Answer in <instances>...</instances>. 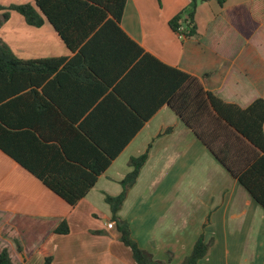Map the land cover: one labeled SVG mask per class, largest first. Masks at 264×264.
<instances>
[{"label":"crops","instance_id":"0c3cea01","mask_svg":"<svg viewBox=\"0 0 264 264\" xmlns=\"http://www.w3.org/2000/svg\"><path fill=\"white\" fill-rule=\"evenodd\" d=\"M213 1L198 4L196 31L188 38L169 23L179 14L187 17L191 0H127L118 27L106 24L111 17L93 28L85 24L77 37H87L75 49L47 21L32 27L13 11L0 23V40L18 59L64 58L60 71L40 86L37 73H2L0 253L6 250L13 264H46L47 258L50 264H137L121 242L106 196L121 194V182L133 170L131 158L146 152L148 161L119 212L141 249L157 262H184L188 255H176L181 246L186 249L189 237L194 248L204 234L213 246L200 264H213V251L224 264H264V209L169 105L157 109L174 76L143 62L150 54L241 108L264 99V54L257 41L264 37V21L254 22L246 40L223 11L211 9ZM244 2L253 8L254 0ZM26 4L34 1L0 0L6 8ZM30 170L64 176V185L76 188L98 177L71 206ZM182 188H208L210 203L196 194L181 200ZM214 188L230 193L213 203L219 190ZM167 194L172 201L161 199ZM203 208L215 214L199 218ZM62 222L69 226L67 235L56 234Z\"/></svg>","mask_w":264,"mask_h":264},{"label":"trees","instance_id":"16d2710c","mask_svg":"<svg viewBox=\"0 0 264 264\" xmlns=\"http://www.w3.org/2000/svg\"><path fill=\"white\" fill-rule=\"evenodd\" d=\"M33 1V5L26 4L8 8L0 6V16L2 15L0 23L9 20L11 11L19 13L25 19L26 24L32 27L40 28L47 21L70 49H75L74 44L77 41L86 39L87 34L85 33L81 34L80 38L77 37L79 29L85 24H89L93 28L105 23L107 17H111L106 24L118 27L127 2V0ZM199 1L201 0H191V7L188 8L186 18H183L182 13L170 21V27L175 33L185 38L195 34L194 18ZM219 1L221 4L223 3V0ZM251 10V4H245L222 12V17L236 27L246 40L254 33V22L258 23L252 16ZM261 21H264V18ZM181 23L186 24L185 32L179 31ZM141 54H143V50H141ZM145 60L171 71L174 76V80L170 82L164 93L163 101L158 104L157 109L164 103L169 105L228 173L264 209V99H256L248 107L241 108L238 105L224 102L207 91L199 79L169 68L150 54L144 55L143 62ZM63 65L64 58L37 61L20 60L0 40V82L4 80L2 73L8 71L22 74L37 73V84L40 86L52 74L60 71ZM4 99L5 97L0 96V103ZM152 113L154 114L151 112L148 117H151ZM148 117L144 119H148ZM145 121L143 120L142 123ZM148 158V152L138 158H131L129 165L133 170L121 182V194L115 197L106 196V203L112 211V221L116 223V228L121 234V242L131 250L135 262L137 264H165L154 261L148 252L141 249L132 235L129 223L119 217V212ZM30 171L34 172L48 189L71 206L77 205L88 195L98 177H93L87 187L76 188L68 187L67 183L64 185V176H44L34 170ZM101 171L100 173H102ZM69 232L70 229L66 222H62L56 229V234L67 235ZM211 244L212 242H206L205 236L202 234L195 243L192 254L182 264H200L208 255ZM18 249L21 251L20 246ZM50 262L51 259L47 258L46 264H50ZM0 264H13L6 250L0 253Z\"/></svg>","mask_w":264,"mask_h":264},{"label":"rangeland","instance_id":"374dc122","mask_svg":"<svg viewBox=\"0 0 264 264\" xmlns=\"http://www.w3.org/2000/svg\"><path fill=\"white\" fill-rule=\"evenodd\" d=\"M201 1H203V0H201ZM201 1H199L198 2V4L199 3H201ZM208 1H210V0H208ZM244 1H250V0H223V3L221 4L220 3V1L219 0H214L213 2H211V5H212V10L213 11H215L216 13H221L222 11H224V9L225 10H229V9H231L233 6L235 7V6H239V5H245V4H251V3H249V2H244ZM244 2V3H243ZM198 4H197V6H198ZM210 5V6H211ZM191 6H189L188 8H190ZM252 10H251V13H252V16L258 21V22H260L263 18H264V14H263V12H264V0H254V2H253V4H252ZM187 11H188V9H187ZM11 12H13V11H11ZM11 12H10V14H11ZM18 14V13H17ZM19 16V15H18ZM2 19V15L0 16V20ZM257 41L258 42H260V44H261V47H262V53L264 54V37H261V35L257 38ZM196 189V190H195ZM182 188V190H181V200H184V201H190V200H192L193 199V196H194V194H196V196H197V199H199V197H200V199H199V201L201 200V199H203L205 202H207L206 204H209L210 203V201H208L207 200V195H208V192H204L205 190H207L208 188ZM213 189V188H212ZM214 189H219L218 191H217V195L215 194V199H214V202L213 203H215V200H218V198H220L221 199V197L222 196H224L227 192L226 191H228V193H230L229 191L230 190H227L226 188H223L224 190H223V192L221 193V191H220V188H214ZM220 191V192H219ZM197 192V193H196ZM161 199H163L164 201H168V200H170V201H172L173 200V198L172 197H170L169 198V195L167 194V195H163V196H161ZM209 207L210 208H212V204H210L209 205ZM112 212V211H111ZM209 212V213H208ZM199 215H198V217L200 218V216L202 215H204V214H206V213H208V215L209 214H211L212 213V215L211 216H213L215 213H214V211L212 210V211H209L208 209H202V211H199ZM112 218H113V215L111 216V220H112ZM208 218V217H207ZM207 218L205 219V222L207 221ZM103 220V219H102ZM117 230V229H116ZM198 238H196L197 240H196V242L198 241V239H199V237H200V235H198L197 236ZM191 238H187V240H186V242H185V246H186V249H183V247L181 246V248H180V250H179V252H178V254H176V252H175V254L176 255H180V258L181 259H185V257L188 255H191L192 254V251H193V248H192V245H191V241H189ZM183 242V241H182ZM212 246H213V243L211 244ZM129 249V248H128ZM130 250V249H129ZM131 251V250H130ZM219 252V251H218ZM187 256V257H188ZM211 257L208 259V262L209 263H213V264H224V260L222 259V257H221V255H220V253H217V251H213V253L210 255ZM134 259V258H133ZM135 261V260H134ZM177 263H175V264H182V262H183V260H181V262L179 261V263H178V261L177 260H175ZM203 263L205 264L206 263V261L204 260L203 261ZM202 264V263H201Z\"/></svg>","mask_w":264,"mask_h":264},{"label":"built area","instance_id":"2783aa9c","mask_svg":"<svg viewBox=\"0 0 264 264\" xmlns=\"http://www.w3.org/2000/svg\"><path fill=\"white\" fill-rule=\"evenodd\" d=\"M179 31L180 32H185L186 31V24H182L180 27H179ZM180 36H182V35H180ZM183 37V36H182ZM107 227H108V229H114L115 228V224L113 223V222H109L108 224H107Z\"/></svg>","mask_w":264,"mask_h":264}]
</instances>
